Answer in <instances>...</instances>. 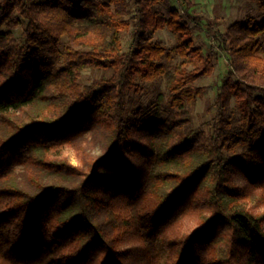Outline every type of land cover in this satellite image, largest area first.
<instances>
[{
	"label": "trees",
	"instance_id": "obj_1",
	"mask_svg": "<svg viewBox=\"0 0 264 264\" xmlns=\"http://www.w3.org/2000/svg\"><path fill=\"white\" fill-rule=\"evenodd\" d=\"M182 1L165 15L162 0H0V264H264V0L223 34L207 130L195 81L218 53ZM85 68L104 73L82 84Z\"/></svg>",
	"mask_w": 264,
	"mask_h": 264
},
{
	"label": "rangeland",
	"instance_id": "obj_2",
	"mask_svg": "<svg viewBox=\"0 0 264 264\" xmlns=\"http://www.w3.org/2000/svg\"><path fill=\"white\" fill-rule=\"evenodd\" d=\"M192 2L193 6L189 8V12L195 16L203 17L201 20L189 18V24L192 28L196 45L200 46L205 54L210 49H214L218 53L214 71L195 81L196 86H203L206 89L203 95L198 98L192 110V117L196 127L207 130L211 127L217 112L216 99L222 79L230 70V58L223 49V34L232 23L246 20L250 16L262 19L263 13L254 0H192ZM132 7V13L134 14L135 8L134 6ZM173 7L178 8L182 12L186 10V5L182 0H162L159 4L160 11L165 15ZM23 27L24 25L13 29L18 38L22 37ZM134 31L135 26L132 24L128 30L123 32V47L126 51L132 45ZM154 40H159L167 47L172 48L176 43V36L169 29L163 28L154 34ZM181 61L182 58L179 55H175L172 66ZM103 73V70L85 68L81 71L80 80L82 84H89ZM144 84L148 89L142 95L143 104H149L155 101L160 93L167 92L165 78L156 82L148 81ZM234 103L233 101V105ZM48 135L44 134L43 136L47 137ZM92 152L99 154L101 153V149L96 147ZM66 154L73 163L80 164L76 151L73 148H66Z\"/></svg>",
	"mask_w": 264,
	"mask_h": 264
}]
</instances>
